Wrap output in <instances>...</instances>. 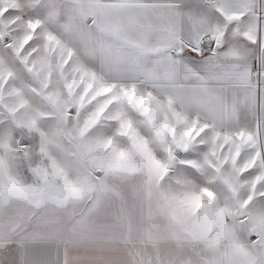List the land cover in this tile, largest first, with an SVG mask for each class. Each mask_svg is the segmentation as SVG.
Listing matches in <instances>:
<instances>
[{"label": "snow or ice", "instance_id": "1", "mask_svg": "<svg viewBox=\"0 0 264 264\" xmlns=\"http://www.w3.org/2000/svg\"><path fill=\"white\" fill-rule=\"evenodd\" d=\"M0 264H264V0H0Z\"/></svg>", "mask_w": 264, "mask_h": 264}]
</instances>
